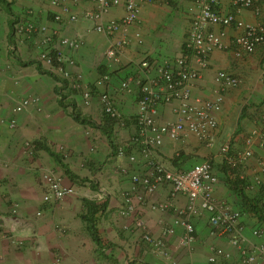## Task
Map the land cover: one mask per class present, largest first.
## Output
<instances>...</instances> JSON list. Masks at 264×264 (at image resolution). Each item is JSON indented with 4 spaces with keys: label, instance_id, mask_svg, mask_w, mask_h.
I'll use <instances>...</instances> for the list:
<instances>
[{
    "label": "crops",
    "instance_id": "0c3cea01",
    "mask_svg": "<svg viewBox=\"0 0 264 264\" xmlns=\"http://www.w3.org/2000/svg\"><path fill=\"white\" fill-rule=\"evenodd\" d=\"M8 1L11 2L12 8L15 5L20 10L32 8L35 15L32 16L31 20L34 23L38 22L36 19H38L37 14H39L40 22L38 24L47 27V33L51 34L54 39L52 45L62 58L64 60H73L74 64L68 65V68L74 78L79 77L81 79L83 85L88 82H95L102 75L107 74L109 76L107 91L114 97L116 106L127 122L126 128H116V125H114L113 131L115 136H120L125 140L129 139L135 130L134 120L139 112L137 101L139 86L134 82L131 83L129 90H122L120 83L128 77H134L137 80L145 77L138 66L143 59L157 63L171 61L180 56L184 50L183 46L190 20L197 10L192 0H151L150 2H144L140 7L137 24L130 26L127 30L132 42L129 46L124 47L119 61L115 62L107 57V51L115 40L124 37L122 32H119L115 37H107L96 33L92 29V23L89 21L69 22L66 20L65 23L56 22L54 13H61L64 19H67V14L63 13L61 6H52L49 0L45 3L41 0ZM62 5L67 6L71 12L81 13L86 8H91L92 4L89 1L75 3L73 0H62ZM219 6L221 11L225 13H236L238 18L245 23L264 24V0H260L257 3L258 13L254 12V8L236 11L231 4V0H219ZM13 11L15 12L14 9ZM124 14L125 9L123 4H121L112 8L110 13L105 16V19L117 20ZM10 19L11 17L0 4V116L3 118L2 115L8 114L2 120H15V126H19L20 135L24 138L29 137L35 140L42 138L49 142L48 146L51 143H55L66 147L71 155V164L76 166L80 165L83 154L86 158L88 155V160L92 161H96L95 159L100 160L104 154V158L110 161L118 158L115 154V149L112 148L105 136L106 144L98 142L99 147H96L101 153H92L93 148L92 145L90 146V139L88 138L89 131L97 134L100 128H94L74 121L70 114L73 110L72 105H68L64 109L58 104L59 96L56 93V81L48 75L40 74L35 64L23 66L15 61V63L17 62L20 65L18 67L19 71L23 70L22 76L20 80L10 82V75L4 69L6 63L14 62L13 56L9 54L11 49L8 41ZM210 29L216 32H225L223 42L227 47L224 50H216L211 54L208 67L201 70L200 77L192 82L190 88L191 99L193 101L197 99L215 100L218 94V84L215 82V76L218 71H227L239 78L237 86L227 89L223 93L221 109L218 112H214V117L217 121V143L207 148L191 134H187L176 141L165 138L162 145L156 147L154 155L168 168L188 167L203 159L212 158L213 170L218 177L215 198L219 201H226L233 208L243 211L242 220L246 226V233L254 242H258L259 240L253 238L250 232L252 228L264 226V172H261V166L264 164V145L259 142L254 144L253 155L240 170L245 177L243 181L246 184V188L243 186L242 190L249 201L245 200V204L242 197L232 189L229 183V168L220 154V144L226 141L230 144L231 153H238L245 146L244 140L246 136L255 128H263L264 126V47H259L252 54H245L239 58L235 56L231 46L237 30L233 27L223 28L218 25H213ZM135 32L141 33V43L136 42L131 37ZM75 37L82 39V46L78 50H72L66 45L59 44L61 39H73ZM27 43L29 44L30 42ZM32 46L35 48V45ZM28 47L29 45H26V43H21L18 45V51H23L26 55L28 54ZM22 60L27 61V59L24 60L23 58ZM10 93L21 95L20 101L27 98H37V104H31L22 111L15 112L14 108L18 103L16 101L12 105L13 103L9 100ZM68 98H71L69 102L74 103V111L77 114L83 117H90L92 112L87 108L91 102H85L81 94L69 95ZM80 98L82 101H80ZM92 117L95 119L94 116ZM158 119L161 123L174 121L173 107L163 105L159 110ZM4 126L0 129V140L6 137L7 128L5 123ZM96 136L101 139V134ZM2 143L1 141L0 148L3 146ZM8 144L5 142L4 145L7 146ZM12 147L10 149L14 156L11 161L21 155V149L18 148L15 140L12 142ZM39 150L46 153L42 149ZM3 151L5 150L3 149ZM130 152L131 155L135 156V161H130L128 157L131 165V172L129 173L142 174L146 172L147 166L139 151ZM46 155L49 156L47 153ZM178 156L181 159H177L176 157ZM70 167L72 170L74 169V173H77L73 166L70 165ZM256 176L261 178L258 185L254 182ZM99 186V197H105L104 201L106 202L104 214H107L109 218L110 216L114 217L112 214L117 211L120 205L115 200L116 192L129 188L131 182L129 183L124 178H116L115 175H112L103 184L99 183ZM146 197L145 202L139 203L136 201L134 204L144 217L151 234L155 237H160L162 228L166 225L165 223L172 224L176 215L174 211L167 213L155 212L150 208V203L167 200L170 197V187L160 186L154 193L146 194ZM174 202L176 207H182L186 202V198L178 195ZM249 204L254 205L255 209H248ZM70 206L67 208L62 207L65 220L67 221L70 220L68 216L73 217V212L75 214L78 212L77 208L73 205ZM261 207L263 212L260 213L261 217L259 218L255 214V210H259ZM108 212L111 213L108 214ZM193 223L195 226V242L192 246L185 247L181 244L183 231L181 227H177L173 235L167 236L170 258L159 257L158 259H151L150 255L147 254L145 261L148 264H174L176 262L179 264H208L207 258L212 252V247L217 245L224 248L231 257L229 260L219 259L215 264H237L236 249L228 245L225 240L217 241L213 239L209 232L207 220L204 217L196 218ZM81 224V221H70L66 225L67 228L63 227L66 236H63L64 238L60 240L54 239V247L62 254L69 252L70 254L77 253L79 256L73 261L65 260L67 256L61 257L62 264H94L93 252L96 253V245L91 237L87 238L85 233H78L80 231L77 229ZM45 232L48 231L46 230ZM42 235L46 236L45 233ZM133 237L136 239V234L132 235L131 239ZM65 238H68L71 242L65 243ZM102 242L105 245L103 239ZM105 246V254H108L110 248L107 245ZM144 250L141 251V254L145 253ZM133 253L136 255L137 252L134 251ZM116 257L121 260L119 253L116 254ZM171 258L173 263L168 261ZM98 259L101 258L99 257ZM130 260L132 259L130 258ZM139 261L138 259L136 262L130 261V264H140ZM99 264L104 263L101 261Z\"/></svg>",
    "mask_w": 264,
    "mask_h": 264
},
{
    "label": "built area",
    "instance_id": "2783aa9c",
    "mask_svg": "<svg viewBox=\"0 0 264 264\" xmlns=\"http://www.w3.org/2000/svg\"><path fill=\"white\" fill-rule=\"evenodd\" d=\"M91 2V8H86L81 13L71 12L69 8L62 5V0H49L52 6H61L63 13L67 14L64 19L61 13H54L56 22L65 23L79 20L92 23V29L107 37H115L119 32L124 37L115 40L107 51V57L118 62L124 47L132 42L128 34V28L137 24L140 7L144 2L151 0H73ZM196 13L190 20L187 37L183 46V53L171 61L151 62L143 59L139 68L145 77L138 80L128 77L120 83L122 90H129L131 83L139 86L138 105L139 112L134 120V133L126 144L117 146L115 153L117 157L125 155L129 151H139L147 166L146 172L131 174L132 189H140L143 194L137 196V200L143 202L144 195L154 193L160 186L170 187V197L161 202L152 203L153 211L167 213L174 211L176 217L172 224H167L162 229V235L155 237L151 234L143 218L135 216L133 219V230L140 234L141 242L149 246L157 256L170 258L167 245V236L173 235L177 227L182 228L181 244L190 247L195 241L196 218H206L209 232L213 239L225 240L228 245L237 251V264H264V226L252 228L251 236L258 239L254 242L246 233V226L242 220L243 212L233 208L226 201L215 198V188L218 177L214 173L212 158L204 159L189 168H168L154 155L156 147L162 145L163 140L168 138L176 141L187 134L193 135L207 148L217 143V121L214 112L221 109L223 93L239 84V78L227 71H218L215 82L218 84V94L215 100H192V82L200 77V71L209 65L211 54L216 50H224L227 46L223 42L224 31L216 32L210 29L213 25L223 28L233 27L237 34L232 40V48L236 57L252 54L259 47H264V24L245 23L238 18L236 13H225L221 11L219 0H192ZM260 0H231L236 11L252 9L258 13L257 3ZM123 4L125 14L117 20H106L112 8ZM19 32L27 36L42 35L40 44L43 48L38 61L49 71L67 82L64 91H78L85 102H91L93 89L98 90V102L103 115L113 119L116 128H124L126 120L118 109L114 97L108 93L109 76L102 75L95 82L93 89L83 85L79 77L74 78L68 65L74 64L73 60H64L59 52L53 47L52 35L47 33V27L27 21L21 26H16ZM134 40L142 42L140 32H135ZM59 44L66 45L72 50H78L82 45L81 38L61 39ZM55 53V54H54ZM62 86V81L56 82ZM37 98H27L20 101L14 108L20 112L31 104H37ZM163 105L173 107L174 121L161 123L158 119L159 110ZM15 120H10L9 126L14 127ZM245 146L238 153H231L228 142L220 144V154L228 166L230 178L245 177L241 168L253 155L254 144L259 142L264 145V126L255 128L244 140ZM130 161H135L134 155H129ZM264 172V164L261 166ZM125 173V171L123 170ZM261 181L260 176L254 178L255 184ZM44 194L43 202L60 201L75 193V188L65 185L62 178L52 171L45 172L43 176ZM246 188V184L244 183ZM184 196L186 202L182 207L175 206V198ZM103 196V195H102ZM123 206L120 214L123 216L133 215L136 211L132 193L123 195ZM230 254L220 246H213L212 252L207 259L208 264H215L219 259L229 260ZM131 261L130 259L128 260ZM55 264H61L56 259ZM128 264V262H126Z\"/></svg>",
    "mask_w": 264,
    "mask_h": 264
},
{
    "label": "rangeland",
    "instance_id": "374dc122",
    "mask_svg": "<svg viewBox=\"0 0 264 264\" xmlns=\"http://www.w3.org/2000/svg\"><path fill=\"white\" fill-rule=\"evenodd\" d=\"M41 1L45 3L47 0ZM13 9L15 10V12L13 11L15 13V18H12L15 22L14 28H17L16 26H21V24H24L27 21H32V16L35 15V12L32 8L20 10L15 5L12 10ZM37 15L38 19L36 20L40 22L39 14ZM38 22L35 23L38 24ZM14 35L16 43L14 44V47H11V49L15 51L13 56L14 62L6 63V67L4 68L10 75V82H16L20 80L22 76L23 70L19 71L18 67L20 65L17 63V58H23L24 60L32 59L36 63H39L38 58L43 50L40 44V40L42 38L41 35L35 34L27 36V34L19 32L18 29L14 30ZM26 41L30 43L28 44ZM21 43H26V45H29L28 54H26L27 56L25 53H23V51H18V45ZM32 45H35V48H33ZM15 61L17 62L15 63ZM43 67L48 69L45 66ZM86 85L93 89L94 82H88ZM64 92H66L67 98L69 95H80L78 91L73 89H69ZM20 97L21 95L19 94L10 93L9 100H11L12 103H15L16 101V103H19ZM70 99L68 98V100ZM80 101H82L81 98ZM14 103L12 105H14ZM87 109L92 112L91 115L94 116L96 120L91 115L89 118H91V120L94 121L97 126H103L105 124V117L98 103V90L93 89L91 104ZM2 116L3 118L0 116V129L5 127V120L3 121L2 119L7 117L8 114ZM92 127L97 128L95 126ZM126 127L127 126H125V128ZM6 128V137H3V139L0 140V142H3V146L0 148V264H55L56 258L58 256L62 258L67 256L65 259L67 261H73L77 259L79 257L77 253L70 254L69 252H64V254H62L58 249H56L53 245L54 239L60 240L64 238L63 236H66L63 227L65 226V228H67L66 225H68L70 221H81L82 224L77 229L80 231L78 233H85L86 237L90 238L85 223L82 221V219H80L81 214L86 212V206L83 203V200H92L96 202L98 206H101L105 200V197H99L100 186H102H99V183L103 184V182L107 181L112 175H115L116 178H124V180H128L130 183L131 174L129 172H131V165L130 161L128 160V155L131 152L128 150L125 155H122L111 161L104 158L105 154L100 160L95 159L96 161H92L90 159L88 160V155L86 158V156L83 154L80 165L76 166L75 164H71V155L66 147L55 143H51L49 147V142L42 138H39L38 140L29 137L24 138L20 135L19 126H15L12 129L6 126ZM113 130L114 125L111 132L112 143L114 146L112 148L114 149L117 146L126 144L128 139L125 140L120 136H115ZM100 131L97 134H93L89 131L88 138L90 139L89 144L90 146L92 145L93 148L92 153H101L96 148L99 147L98 142L106 144L105 137L107 136L102 132V130ZM98 134H101V139L97 138L96 135ZM12 139L17 142L18 148L21 149V155H19L20 157L11 161L14 156V154H12V150L10 149L13 148ZM36 141L45 143L56 155H58V157L68 165L73 174H75V178H69L65 174L64 170L54 163V160H52L51 157L47 156L43 151L37 149V147H35ZM5 142L9 144L6 146L4 145ZM3 149L6 152L3 151ZM70 165L75 168L77 173H74V169L72 170ZM191 166H179L177 168L186 169ZM48 171H52L60 176L65 185L74 186L75 194L67 196L60 201L44 204L43 194L45 188L43 176L45 172ZM116 193L118 196L116 195L115 200H117L120 205L118 208L116 207L117 211L112 214L114 217L110 216L109 218L107 214H104L105 211H98L95 216L96 228L99 232V235L104 240L105 245L110 248V251L108 254H106V258H101L103 260L98 259L99 257L97 253L93 252V257L95 260L94 264H99L101 261H103L104 264H126V262L130 264L128 261L130 258L133 262H136L138 259L140 260V264H148L145 261L147 254L150 255L151 259H158L160 256L154 254L149 246L146 244L144 245L143 242H141L139 236L140 234L133 230V219L135 216L143 218L146 224L141 212L137 210V206H135L136 211L133 215L123 216L120 214V209L122 208L121 206H123L122 202L124 194L132 193V198L135 203L138 201L137 196L140 194L142 195L143 192L138 188L133 190L131 183L129 188L121 189ZM144 196L145 197L142 200L143 202H145L147 199L146 195ZM138 202L141 203V201ZM152 203L157 202H151L150 204ZM70 205H73L75 208H77L78 212L76 214L73 212V217L68 216L70 220L67 221L65 220L62 207L64 206V208H67ZM110 213L108 212V214ZM165 224L167 225L168 223ZM164 227L165 226H163V228ZM46 230L48 232H45ZM43 233H45L46 236H43ZM135 234L137 236L136 239L134 237L131 239L132 235ZM68 242L71 241L68 238H65V243ZM142 250H144L145 253L141 254ZM134 251L137 252L136 255H134ZM117 253L120 254L121 260L116 257ZM168 261L173 263L172 258ZM174 264L179 263L176 262Z\"/></svg>",
    "mask_w": 264,
    "mask_h": 264
},
{
    "label": "trees",
    "instance_id": "16d2710c",
    "mask_svg": "<svg viewBox=\"0 0 264 264\" xmlns=\"http://www.w3.org/2000/svg\"><path fill=\"white\" fill-rule=\"evenodd\" d=\"M0 4L4 8V10H6L8 15L11 17V19L9 20V30L10 31H9L8 41H9L10 46L12 47L15 44V41H14V36H15L14 35V23L15 22L12 19L13 17L15 18V14H14V12L12 10L11 2H9L8 0H0ZM9 54L11 56H14L15 51L10 49L9 50ZM17 59H18V63L20 65L28 66V65L35 64L36 67H37V70H38V72L40 74L48 75L49 77H52L56 82L62 81V86H58L56 84V87H57L56 88V91H57L56 93L59 96L58 104L64 109H66L68 107V105L69 106L72 105L71 107H72L73 110H72V112H70L72 119L74 121L80 123V124L99 127L100 130H102V132L107 136V138H108V140L110 142V145L112 147H114L113 143H112V137H111V132H112V128H113V125H114L113 119H111V118L107 117L106 115H104L105 124L103 126H97V124L94 121H92L91 118L80 116L79 114H77L74 111V107H75L74 103L69 102V100L67 99L66 93L64 92V90L67 87V82L65 80L61 79L59 76L55 75L53 72L45 69L40 63H36L33 60L23 61L20 58H17ZM35 143H36L35 147H37V149L44 150L54 160L56 165H58L59 167H61L64 170L65 174L69 178H71V179L75 178V174H73V172L68 167V165L66 163H64L63 160L61 158H59L58 155H56L50 148H48V146L45 143H43L41 141H36ZM179 157L180 156H178L176 158L177 159H181ZM228 179H229V183L231 184L232 189L242 197L243 203L246 204L245 200H247V198H246V196H245V194H244V192L242 190L245 182L243 180L237 178V177L228 178ZM83 203L86 206V212L84 214H81L80 219H82V221L85 223L86 229H87L92 241L96 245V253H97L98 257L106 258V254H105V251H104L106 246L102 242V239H101V237L99 235V232H98V230L96 228V223H95L96 214L98 213V211H104L106 209V202L104 201L101 204V206H98L96 202H94L92 200L84 199ZM248 209H250V210L251 209H255V206L254 205L252 206V205L249 204L248 205ZM262 212H263V208L262 207L259 208V210H255V214L259 218L261 217L260 213H262ZM58 258L61 260V257L58 256L56 259H58ZM60 263L62 264V260L60 261Z\"/></svg>",
    "mask_w": 264,
    "mask_h": 264
},
{
    "label": "clouds",
    "instance_id": "9594fccd",
    "mask_svg": "<svg viewBox=\"0 0 264 264\" xmlns=\"http://www.w3.org/2000/svg\"><path fill=\"white\" fill-rule=\"evenodd\" d=\"M16 21H17V19H16ZM36 24V23H35ZM15 25V24H14ZM14 30H15V28H14ZM33 35H35V34H33ZM42 36V35H41ZM12 47H14V46H12ZM150 61V60H149ZM66 93V92H65ZM17 105V104H16ZM10 120H12V119H8V120H3L4 121V123L6 124V126L8 127V128H10V129H12V128H14L15 127V125H14V127H10L9 126V122H10ZM3 121H2V123H3ZM114 149H116V147L114 148ZM74 187V186H73ZM75 194V193H74ZM70 196V195H69ZM52 202H54V201H52ZM52 202H44V204H49V203H52ZM105 211V210H104ZM102 212V211H101ZM195 235V234H194ZM195 242V241H194ZM192 246V245H191ZM169 248V247H168ZM212 251V250H211ZM170 252V251H169ZM209 257V256H208ZM208 259V258H207Z\"/></svg>",
    "mask_w": 264,
    "mask_h": 264
},
{
    "label": "bare ground",
    "instance_id": "6f19581e",
    "mask_svg": "<svg viewBox=\"0 0 264 264\" xmlns=\"http://www.w3.org/2000/svg\"><path fill=\"white\" fill-rule=\"evenodd\" d=\"M161 257V256H160ZM169 259V258H168Z\"/></svg>",
    "mask_w": 264,
    "mask_h": 264
}]
</instances>
